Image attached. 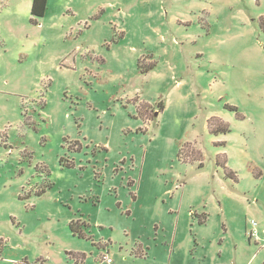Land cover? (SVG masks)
Listing matches in <instances>:
<instances>
[{
    "label": "rangeland",
    "instance_id": "374dc122",
    "mask_svg": "<svg viewBox=\"0 0 264 264\" xmlns=\"http://www.w3.org/2000/svg\"><path fill=\"white\" fill-rule=\"evenodd\" d=\"M31 4L0 0V264H262L264 0Z\"/></svg>",
    "mask_w": 264,
    "mask_h": 264
},
{
    "label": "trees",
    "instance_id": "16d2710c",
    "mask_svg": "<svg viewBox=\"0 0 264 264\" xmlns=\"http://www.w3.org/2000/svg\"><path fill=\"white\" fill-rule=\"evenodd\" d=\"M47 6H48V0H32L30 13H31V20L34 23H38L39 19L45 16L46 11H47ZM143 72H147V70H143ZM161 105L164 106L163 104H161ZM231 108L236 109V107H234V106ZM209 127H210V131L213 134L227 133L230 131L229 126L226 124L221 126V127H214L212 124H210ZM230 174H233V173H231V171H230ZM71 227L73 230L76 229V227L74 226L73 223L71 224ZM262 264H264V262Z\"/></svg>",
    "mask_w": 264,
    "mask_h": 264
},
{
    "label": "built area",
    "instance_id": "2783aa9c",
    "mask_svg": "<svg viewBox=\"0 0 264 264\" xmlns=\"http://www.w3.org/2000/svg\"><path fill=\"white\" fill-rule=\"evenodd\" d=\"M112 261H113V259L108 254H106L103 256V259L96 264L111 263Z\"/></svg>",
    "mask_w": 264,
    "mask_h": 264
}]
</instances>
